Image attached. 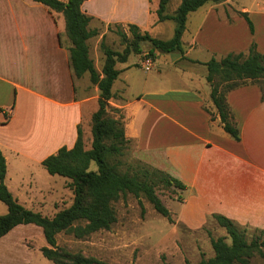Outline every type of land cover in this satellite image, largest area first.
Here are the masks:
<instances>
[{
  "label": "crops",
  "instance_id": "obj_1",
  "mask_svg": "<svg viewBox=\"0 0 264 264\" xmlns=\"http://www.w3.org/2000/svg\"><path fill=\"white\" fill-rule=\"evenodd\" d=\"M159 3L160 0H86L82 10L93 18L91 30H99L97 25L109 31L133 24L157 38L152 32L165 23L158 22ZM206 5L189 15L188 21L193 16L195 19L187 22L182 38L185 59L180 53L174 59L176 65L186 62L192 67L183 71H192L189 79L193 86L161 88L141 95L137 101L149 107L154 116L146 118L136 139L129 128L136 118L133 102H126L123 97L128 67L118 68L129 60L117 64L121 74L114 83L115 97L110 104L126 115L127 134L136 140L141 151L136 152L137 159L187 186L181 221L201 228L212 215L219 214L239 227L263 230L261 88L249 83L228 94L231 122L240 130V141H236L224 131L216 113L211 86L205 83L208 70L204 64L213 58L220 61L229 54L247 56L253 45L264 55V3L257 4L256 10L237 0L204 8ZM241 13L248 14L254 33ZM104 36L106 33L95 37L99 45ZM71 46L62 13L33 0H0V150L7 162L5 184L10 191L19 176L35 179V170L42 172L46 158L56 155L62 147H74L85 109L91 107V118L98 109L99 88L92 85L89 74L74 76ZM91 52L90 48L93 59ZM163 55L156 52L155 59ZM140 58L144 67L146 59L141 55ZM95 65L101 72L102 67L96 62ZM118 81L122 86L114 90ZM96 106V110L92 109ZM50 177L53 180L60 176ZM34 187L26 191L28 197L22 201L18 192L17 200L31 204L41 213L48 204L55 207L57 187Z\"/></svg>",
  "mask_w": 264,
  "mask_h": 264
},
{
  "label": "trees",
  "instance_id": "obj_2",
  "mask_svg": "<svg viewBox=\"0 0 264 264\" xmlns=\"http://www.w3.org/2000/svg\"><path fill=\"white\" fill-rule=\"evenodd\" d=\"M62 13L66 22V32L71 42L70 66L76 78L89 74L92 85L99 88L98 109L92 115V145L86 150L84 132L78 128L77 141L72 148L62 147L56 155L43 161V166L51 176H60L70 180L72 205L59 211L53 217L27 209L19 203L5 184L7 162L0 150V202L8 212L0 215V240L21 225H35L43 230L47 246L41 249L43 256L54 264H101L97 259L72 253L58 245L60 234H72L76 239L104 230H109L117 222L115 204L131 194L137 199L144 197L161 216L173 222L172 214L157 192L160 183L184 192L187 186L171 175L151 167L138 160L129 171L120 170V159L130 142L123 112L110 104L115 97L114 83L121 71L118 63H126L131 55H141L145 59L161 54L180 53L183 58L185 48L182 41L188 17L209 3L220 4L228 0H182L173 14L168 13L170 0H160L157 10L158 22L174 21V37L162 40L143 32L137 25L130 24L129 31H118L123 51L108 47L104 36L100 49L104 54L101 72L91 58L89 40L100 35L98 29L91 30L93 18L85 14L82 6L86 0H33ZM254 33V26L247 13H241ZM112 31V28H109ZM150 49L145 52L143 45ZM185 59V58H184ZM207 67V82L210 84L211 100L220 118L224 131L236 141H240V130L232 122V111L228 104V94L249 83L258 84L264 100V55L253 45L249 54H229L220 61L211 59L204 64ZM97 170H91V164ZM182 200V196L178 198ZM225 229L231 242L225 237L211 240L214 257L202 260L199 264H252L256 255L264 256V229H255V235L249 236V228L239 227L233 220L214 214L211 217Z\"/></svg>",
  "mask_w": 264,
  "mask_h": 264
},
{
  "label": "rangeland",
  "instance_id": "obj_3",
  "mask_svg": "<svg viewBox=\"0 0 264 264\" xmlns=\"http://www.w3.org/2000/svg\"><path fill=\"white\" fill-rule=\"evenodd\" d=\"M181 1L170 0L168 13H174ZM237 1L246 3L249 8L254 10H256L257 4L264 3V0ZM212 4L209 3L204 8H209ZM193 19L195 16L190 17L189 21L192 22ZM97 27L101 31L100 35L106 33L105 43L108 47L117 51L124 50L125 45L122 44L118 31L127 32L129 31L128 27H114L112 31L106 30L103 25H97ZM175 29V22L167 21L159 25L152 32V35L162 40H170L174 37ZM188 37L187 35L185 38L188 39ZM97 41L98 39L94 38L90 43L91 53L98 66L103 67L104 54ZM143 49L148 52L150 45L144 44ZM176 54L165 53L158 60L152 57L150 59L152 62L150 71L146 70V64L142 67L144 61L140 55L133 54L127 64L118 65L119 69L128 67L125 75L128 76V85H123V97L126 102H133L132 109L136 118L129 128L133 137L136 134L134 139L141 134L146 118L154 116L149 107L137 101L141 95L161 88L188 89L193 86L189 79V74L192 71H183L184 68L192 69V67L186 62L174 64ZM143 59L145 60L144 57ZM261 84L264 86V81ZM121 86L122 83L118 81L114 90ZM206 86L208 89V85ZM96 108L97 106L92 109L96 110ZM90 111L91 107L85 109V116L81 123L86 150L91 148L93 140ZM125 118L126 115L123 113L124 123ZM138 150L136 140L130 139L125 149V155L120 159L122 172L129 171L130 167L134 166L135 161H138L136 157ZM138 153L141 154V151L139 150ZM91 170H97L95 163L91 164ZM25 174L29 175V172L26 171ZM50 178L49 173L43 167L42 172L35 170V179H30L28 176H24V178L19 176L15 179L13 185H10L13 193L10 192L15 198L18 196V192L21 193L18 199L22 201L28 197L26 191H29L30 188L36 189L34 186L37 184L42 189L57 187L56 196L58 198L55 201V207L48 204L42 212L44 216L51 218L59 211L69 208L73 203L74 195L68 187L69 179L55 177L51 180ZM157 192L172 214V223L158 214L144 197L137 199L129 194L115 204L118 220L111 229L96 232L85 239H76L72 234H60L58 236L59 247L72 253L95 258L101 264H199L202 260L214 257L211 244L213 238L225 237L227 242H231L226 230L212 219H209L201 228H192L180 220L183 211V199L185 198L183 192L163 183L159 184ZM50 196L48 195V197ZM56 196L54 195L53 198ZM180 196H182V200L178 199ZM19 203L32 211L37 212L36 210H38L33 208L31 204ZM7 212V206L0 202V215H5ZM245 227L249 228V236L255 235L254 228L241 226V228ZM46 246L42 228L35 225L18 226L0 240V264H54L46 259L41 252V249ZM251 263L264 264V256L256 255L251 259Z\"/></svg>",
  "mask_w": 264,
  "mask_h": 264
},
{
  "label": "built area",
  "instance_id": "obj_4",
  "mask_svg": "<svg viewBox=\"0 0 264 264\" xmlns=\"http://www.w3.org/2000/svg\"><path fill=\"white\" fill-rule=\"evenodd\" d=\"M146 70L147 71H150L151 70V64H152V62H151V60L150 59H146Z\"/></svg>",
  "mask_w": 264,
  "mask_h": 264
}]
</instances>
